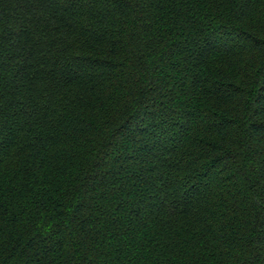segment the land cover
<instances>
[{
    "label": "trees",
    "instance_id": "obj_1",
    "mask_svg": "<svg viewBox=\"0 0 264 264\" xmlns=\"http://www.w3.org/2000/svg\"><path fill=\"white\" fill-rule=\"evenodd\" d=\"M0 264H264V0H0Z\"/></svg>",
    "mask_w": 264,
    "mask_h": 264
}]
</instances>
